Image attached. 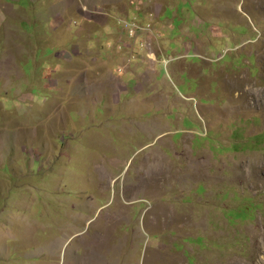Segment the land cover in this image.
<instances>
[{
  "label": "rangeland",
  "instance_id": "rangeland-1",
  "mask_svg": "<svg viewBox=\"0 0 264 264\" xmlns=\"http://www.w3.org/2000/svg\"><path fill=\"white\" fill-rule=\"evenodd\" d=\"M144 1L0 0V264H264V0Z\"/></svg>",
  "mask_w": 264,
  "mask_h": 264
},
{
  "label": "crops",
  "instance_id": "crops-1",
  "mask_svg": "<svg viewBox=\"0 0 264 264\" xmlns=\"http://www.w3.org/2000/svg\"><path fill=\"white\" fill-rule=\"evenodd\" d=\"M157 1H153V0H149L147 2H145V9L141 12V15L146 14V10L151 9V7H153V10L155 12L156 7H157ZM91 3V4H90ZM67 4V2H66ZM86 5L91 6V8H100V7H104L106 9H108V12L110 14L111 17L109 18H105L103 21H98V20H92L91 22H89L88 24H95L94 27L98 26L97 31H100L101 29H104V27L106 26V24H108V22H111V19H113V25L116 24L115 20L119 17H130L131 14H135V12H139L138 10H135V12H133L130 8V6L127 5V3L125 2V0H86ZM68 5V4H67ZM136 7V6H134ZM137 9V7H136ZM149 13V11H148ZM153 13V12H152ZM147 15V14H146ZM120 39V38H119ZM126 43L125 45H121L123 46V51L124 53H110V55L107 56L111 57V54H116L118 58L120 59H126V55L129 54L130 50V44L128 43L127 39L125 40ZM121 46H119V48L121 49ZM127 50V51H126ZM127 52V53H126ZM126 53V54H125ZM131 54V53H130ZM122 55V56H120ZM126 69V66H124Z\"/></svg>",
  "mask_w": 264,
  "mask_h": 264
},
{
  "label": "built area",
  "instance_id": "built-area-1",
  "mask_svg": "<svg viewBox=\"0 0 264 264\" xmlns=\"http://www.w3.org/2000/svg\"><path fill=\"white\" fill-rule=\"evenodd\" d=\"M144 1V0H142ZM146 2V1H144ZM119 22H121L123 24L124 27V31L126 29V32H128L129 37L131 38H137L136 34L139 31H147L149 28L145 29L143 26L139 25L137 22H135V20H129L128 18L123 20L121 19ZM147 33V32H146ZM143 47L145 49H147V47L143 44ZM149 58H151V56H154L153 52H149V54L147 55Z\"/></svg>",
  "mask_w": 264,
  "mask_h": 264
},
{
  "label": "trees",
  "instance_id": "trees-1",
  "mask_svg": "<svg viewBox=\"0 0 264 264\" xmlns=\"http://www.w3.org/2000/svg\"><path fill=\"white\" fill-rule=\"evenodd\" d=\"M241 216L243 219L252 218L254 216V212H241Z\"/></svg>",
  "mask_w": 264,
  "mask_h": 264
},
{
  "label": "bare ground",
  "instance_id": "bare-ground-1",
  "mask_svg": "<svg viewBox=\"0 0 264 264\" xmlns=\"http://www.w3.org/2000/svg\"><path fill=\"white\" fill-rule=\"evenodd\" d=\"M242 83V82H241ZM238 84V83H237ZM231 87V90H236L237 89V87L236 86H234V85H231L230 86ZM248 90L247 89H245V90H241L240 91V94H239V96L241 95V94H247V96H248ZM243 96V95H242ZM241 103V102H240Z\"/></svg>",
  "mask_w": 264,
  "mask_h": 264
}]
</instances>
